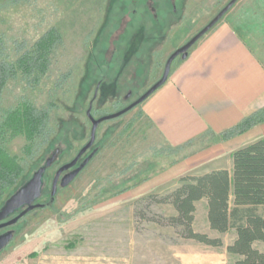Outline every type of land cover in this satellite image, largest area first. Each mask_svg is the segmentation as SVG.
<instances>
[{"label":"rangeland","instance_id":"obj_1","mask_svg":"<svg viewBox=\"0 0 264 264\" xmlns=\"http://www.w3.org/2000/svg\"><path fill=\"white\" fill-rule=\"evenodd\" d=\"M229 1L0 0V61H16L51 28L63 37L39 82L18 71L0 93V120L4 110L23 102L49 112L48 141L36 139L30 155L24 153L25 135L6 138V150L26 167L25 179L59 149L44 176L38 200L43 206L14 224L15 236L0 252V264H152L157 255L168 253L164 246L153 251L151 239L132 240V228L142 231L150 218L175 215L173 205L159 199L175 190L182 177L214 167L192 158L193 167L183 175L141 195L151 179L193 153L168 146L143 116V102L98 126L95 143L81 160L94 153L89 163L54 197L52 183L57 170L90 140L89 108L101 118L140 98L162 77L169 56ZM259 212L264 215V206ZM204 221L200 213L198 225L205 226ZM255 246L264 251V242ZM233 262L228 258L227 264Z\"/></svg>","mask_w":264,"mask_h":264},{"label":"crops","instance_id":"obj_2","mask_svg":"<svg viewBox=\"0 0 264 264\" xmlns=\"http://www.w3.org/2000/svg\"><path fill=\"white\" fill-rule=\"evenodd\" d=\"M192 35V34H191ZM190 35V36H191ZM143 116L159 132L170 148L187 146L193 151L185 161L174 164L141 188L147 194L163 187L193 167L198 158L218 169H233V153L264 136V122L224 139L223 134L252 114L264 109V0H238L223 18L172 68L168 80L141 105ZM180 157H182L180 155ZM177 159H181V158ZM204 174V173H203ZM233 199V197H232ZM202 203L200 209V204ZM176 214L175 208L171 209ZM205 226L198 225L199 216ZM134 225V224H133ZM194 229L222 246H211L178 236L172 226L149 221L134 236L153 240V251H168L152 259V264H227L236 260L227 247L232 238L211 228L207 200L196 202Z\"/></svg>","mask_w":264,"mask_h":264},{"label":"trees","instance_id":"obj_3","mask_svg":"<svg viewBox=\"0 0 264 264\" xmlns=\"http://www.w3.org/2000/svg\"><path fill=\"white\" fill-rule=\"evenodd\" d=\"M62 41L61 32L51 28L16 61H0V93L18 71L39 82L49 68L50 56ZM48 118L47 110H39L29 102L3 111L0 120V202L19 181L24 184L27 180L23 161L11 156L5 148L7 136L25 135L29 143L24 153L30 155L36 139L42 136L45 142L48 141ZM261 122H264V109L244 119L223 137L227 139L241 134ZM203 199L207 200L211 228L221 233L235 229L237 233L234 242L227 247L228 252L236 256L233 264H264V251L255 246L258 241L264 242V215L259 212V207L264 206V136L233 153L232 172L218 169L182 177L175 190L159 199V202L173 205L176 214L150 218V221L174 227L182 238L222 246L220 238H212L194 229L196 202Z\"/></svg>","mask_w":264,"mask_h":264},{"label":"water","instance_id":"obj_4","mask_svg":"<svg viewBox=\"0 0 264 264\" xmlns=\"http://www.w3.org/2000/svg\"><path fill=\"white\" fill-rule=\"evenodd\" d=\"M238 0H230L219 12L218 14L197 34H195L190 40H188L183 46L175 50L168 58L164 73L162 77L154 83L140 98L125 107L124 109L101 118H95L91 113V108L87 111L88 117L92 122V130L89 142L79 151L77 156L71 161L63 166H61L54 177L52 183L51 195L54 197L58 191L59 186L62 188L67 187L72 183V181L79 175V173L85 168L89 163L93 154H90L85 158L79 165L78 162L81 157L93 147L98 126L110 119L120 117L126 112L130 111L140 103L144 102L151 94H153L159 87H161L169 78L172 69V63L177 57L186 58L189 54L191 47L203 37L209 30H211L222 18L223 16L234 6ZM59 152L57 149L51 157H49L44 165L36 169L30 179H28L24 184H22L11 196L5 201L3 206L0 208V221L8 219L15 212L18 214L5 222L0 223L1 227H9L16 224L22 217L27 215L29 212L33 211L38 207H42L43 204L39 203L38 200L42 197L45 180L44 176L47 169L53 164L56 156ZM76 166V167H75ZM75 167V168H74ZM72 169V170H71ZM14 237V231L9 230L5 234L0 235V252L12 241Z\"/></svg>","mask_w":264,"mask_h":264},{"label":"flooded vegetation","instance_id":"obj_5","mask_svg":"<svg viewBox=\"0 0 264 264\" xmlns=\"http://www.w3.org/2000/svg\"><path fill=\"white\" fill-rule=\"evenodd\" d=\"M85 155V154H84ZM83 155V156H84ZM83 156L81 157V159L79 160V162H78V164L77 165H79L80 163H81V160H82V158H83ZM76 167V166H75ZM74 167V168H75ZM72 170V169H71ZM18 214V212H15L13 215H11L8 219H10V218H12V217H14V216H16ZM8 219H5V220H2V221H0V223H2V222H5V221H7ZM9 230H12V231H14V236H15V232H16V230H15V228H14V225H12V226H9V227H1L0 228V235H3V234H5L7 231H9ZM14 238V237H13ZM13 240V239H12ZM6 248V247H5ZM4 248V249H5Z\"/></svg>","mask_w":264,"mask_h":264}]
</instances>
